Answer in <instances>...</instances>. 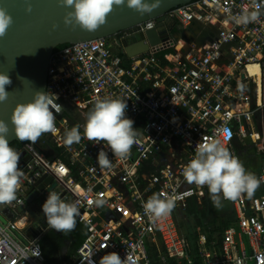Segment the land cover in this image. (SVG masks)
<instances>
[{
	"label": "built area",
	"instance_id": "built-area-1",
	"mask_svg": "<svg viewBox=\"0 0 264 264\" xmlns=\"http://www.w3.org/2000/svg\"><path fill=\"white\" fill-rule=\"evenodd\" d=\"M254 4L260 19L237 24L233 17L255 10ZM155 28L160 42L151 45L146 37L149 49L128 56L123 41ZM49 92L62 107L54 113L58 131L17 151L19 164L28 160L20 167L17 200L0 205V264H55L46 261L42 246L53 231L42 212L49 192L66 203L79 200L77 220L87 230L77 253L57 264H99L111 252L121 259L130 253L136 264H157L156 255L162 264L167 256L178 264H264V180L261 193L231 201L235 224L220 240L209 242L210 231L199 227L192 243L180 226L189 200L206 196L207 186L189 185L183 177L203 137L223 139L228 129L234 156L246 145L264 156V0H193L110 37L61 45L50 60ZM101 99L127 103L126 118L138 132L127 160L104 142L64 144L76 125L83 137L87 116ZM101 149L109 169L97 163ZM185 193L167 218L153 222L145 214L153 194ZM98 197L107 201L103 207L87 203Z\"/></svg>",
	"mask_w": 264,
	"mask_h": 264
},
{
	"label": "clouds",
	"instance_id": "clouds-1",
	"mask_svg": "<svg viewBox=\"0 0 264 264\" xmlns=\"http://www.w3.org/2000/svg\"><path fill=\"white\" fill-rule=\"evenodd\" d=\"M65 8H71L65 18L66 26L73 23L88 32H96L106 24L107 17L114 7L127 6L140 15L151 14L160 7V0L152 3L146 0H60ZM255 10L233 17L237 24H248L260 19V5L254 4ZM31 12V7L26 9ZM13 24L12 17L4 8H0V38H3ZM12 81L7 74H0V103L8 100L9 93L6 86ZM59 97L52 93L35 92L32 102L17 104L11 114L10 122L14 126L15 137L20 141H29L33 145L44 134H54L56 116L62 107L55 101ZM127 103L124 100H97L92 111L89 112L84 125L83 137L80 126L76 125L64 134V144L71 146L79 143L82 138L90 142L106 143L113 155L120 160H127L131 148L137 143L138 132L134 129V121L126 118ZM9 126L0 120V205L11 204L17 200V192L21 187L24 175L19 167L21 156L9 146ZM223 139L219 136L203 137L195 147V157L184 167L183 177L189 185L203 188L207 186L210 198L216 208L222 207V200L237 201L243 196L251 199L259 188L264 177L257 178L254 173L246 171L240 159L234 156L227 143L231 140L228 129L222 131ZM97 163L101 170L112 167L105 150L98 153ZM61 171H64L61 168ZM185 194L163 196L153 194L144 204L145 214L153 222L167 218L176 202L182 200ZM87 203L97 208L103 207L107 201L103 198L89 199ZM80 201L64 202L56 192H49L42 205V212L46 217L49 228L67 235L75 230L77 217L80 215ZM38 256V252L35 253ZM92 264H95L92 261ZM99 264H136L130 253L121 259L118 253L111 252L101 257Z\"/></svg>",
	"mask_w": 264,
	"mask_h": 264
},
{
	"label": "water",
	"instance_id": "water-1",
	"mask_svg": "<svg viewBox=\"0 0 264 264\" xmlns=\"http://www.w3.org/2000/svg\"><path fill=\"white\" fill-rule=\"evenodd\" d=\"M192 1L160 0V7L151 14L145 15H140L126 5L114 7L105 25L96 32H88L74 23L65 25L64 18L73 9L63 7L60 0H0V8H4L13 20L7 34L0 38V74H7L12 81L11 85L6 86V91L9 93L8 100L0 103V120H4L9 126V135L6 137L9 146L19 141L10 122L11 114L17 104L32 102L35 92L47 93L50 60L57 47L110 37L136 24L165 15L171 9ZM146 2L152 3L154 0H146ZM28 7L32 9L30 13L26 11ZM163 19L160 17L161 24ZM146 37L151 45L160 42L156 28L147 31L146 34H137L122 43L127 55L134 56L147 51L149 45L144 43ZM112 50L117 51L116 48ZM25 160H28L27 156H24L19 167ZM51 180L52 178H49V181ZM40 188H43V185ZM36 194L33 193L29 200H32Z\"/></svg>",
	"mask_w": 264,
	"mask_h": 264
},
{
	"label": "trees",
	"instance_id": "trees-1",
	"mask_svg": "<svg viewBox=\"0 0 264 264\" xmlns=\"http://www.w3.org/2000/svg\"><path fill=\"white\" fill-rule=\"evenodd\" d=\"M30 143L29 141H16L10 144L16 152L20 150V148L26 144ZM236 144H239V141H235ZM46 146L51 149L52 152L58 154V149L50 142H46ZM263 166V164H262ZM257 176L261 172V169H257ZM263 171V169H262ZM262 173V172H261ZM260 173V174H261ZM213 205V202L210 198L208 188L206 190V196L202 199H198L197 197H193L188 202V208L186 210L187 217L191 221L194 222L193 228L189 231V239L190 242L195 243L199 238L198 228L204 227L206 228L208 225L217 226L215 230H211L208 232L209 242L213 239H221L224 230L232 225L235 221L234 214H225L222 213L219 218L217 217V210ZM206 213V214H205ZM208 215V216H204ZM77 219V218H76ZM210 220L209 222H205L206 220ZM208 231V230H207ZM87 230L83 224H81L77 220V225L74 231L71 233L64 235L60 232L53 230L50 234L46 236V238L42 242L43 251L46 257V261L48 263H60L68 259V257L73 256L77 253L79 247L81 246L84 238L86 237ZM161 254L166 255L164 250H161ZM157 264L159 263V259L156 255ZM167 264H178V261L174 258H170L167 256Z\"/></svg>",
	"mask_w": 264,
	"mask_h": 264
},
{
	"label": "rangeland",
	"instance_id": "rangeland-1",
	"mask_svg": "<svg viewBox=\"0 0 264 264\" xmlns=\"http://www.w3.org/2000/svg\"><path fill=\"white\" fill-rule=\"evenodd\" d=\"M250 146V148H251V150L252 151H254V152H256L255 153V155H252V156H250V157H248V155H249V151L247 152L246 150L245 151H243V157L240 159V161L242 162V164H244L245 163V161H246V159H251V165H250V169L248 168V167H245V169H246V171H248V172H251V173H254L256 176H257V172H258V168H260L261 169V172H262V169H263V166H262V161H264V156L262 155V153H258L256 150H255V148H253L251 145H249ZM242 148L243 149H246V148H248V145H246V146H242ZM244 154L245 155H247V156H244ZM260 189H261V186H259V188L256 190V192L257 191H260ZM215 210H217V209H215ZM206 214V213H205ZM205 214H203L204 216H208V215H205ZM209 217V216H208ZM206 220V219H205ZM206 221H210V220H206ZM190 222H192V224L194 225V222H193V220L191 219V221ZM184 225H186L185 223H183V224H181V232H183L184 234H187L186 233V231H185V229H184ZM210 227V228H209ZM215 228H217V226H215L214 227V225H208L207 227H206V229H208L209 231H211V230H214Z\"/></svg>",
	"mask_w": 264,
	"mask_h": 264
},
{
	"label": "crops",
	"instance_id": "crops-1",
	"mask_svg": "<svg viewBox=\"0 0 264 264\" xmlns=\"http://www.w3.org/2000/svg\"><path fill=\"white\" fill-rule=\"evenodd\" d=\"M239 149H240V157H239V159H241V158L243 157V154H242V153H243V151H245V150H246L247 152L249 151V155H248V157H250V156H252V155H255V153H256V152L252 151L251 148H250L249 146H248V148H246V149H243V148L240 146ZM244 156H247V155L244 154ZM250 163H251V159H246V161H245V163H244L243 165H244L245 167H248V168L250 169V165H251ZM262 164H264L263 161H262ZM260 173H261V172H260ZM260 173H259V175L257 176V178H259ZM260 186H261V184H260ZM262 191H263V188H262V186H261L260 191L255 192V194H259V193H261ZM217 213H218V214H217V217L219 218V216H221L223 212H222V211H221V212H218V211H217ZM184 218H185V219H184L183 221L180 222V226H181V224L185 223L186 225H184V229H185L186 232H189L190 229L193 228V224H192V222H190V220L188 219V217L186 216V214H185ZM205 222H209V221H205ZM233 224H235V221H234ZM233 224H232V225H233ZM230 226H231V225H230ZM230 226H229V227H230ZM229 227H227V228H229ZM209 228H210V227H209ZM227 228H226V229H227ZM226 229H225V230H226ZM214 230H215V229H214ZM225 230H224V231H225ZM223 233H224V232H223Z\"/></svg>",
	"mask_w": 264,
	"mask_h": 264
},
{
	"label": "flooded vegetation",
	"instance_id": "flooded-vegetation-1",
	"mask_svg": "<svg viewBox=\"0 0 264 264\" xmlns=\"http://www.w3.org/2000/svg\"><path fill=\"white\" fill-rule=\"evenodd\" d=\"M173 27L177 29L178 24L172 23ZM218 212H223L225 214H232L234 213L232 202L229 200H222V207L216 208Z\"/></svg>",
	"mask_w": 264,
	"mask_h": 264
}]
</instances>
